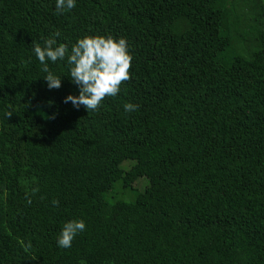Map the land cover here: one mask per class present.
I'll use <instances>...</instances> for the list:
<instances>
[{
    "label": "trees",
    "instance_id": "16d2710c",
    "mask_svg": "<svg viewBox=\"0 0 264 264\" xmlns=\"http://www.w3.org/2000/svg\"><path fill=\"white\" fill-rule=\"evenodd\" d=\"M56 2L0 0V264H264V0ZM85 36L133 57L89 112L34 53Z\"/></svg>",
    "mask_w": 264,
    "mask_h": 264
},
{
    "label": "clouds",
    "instance_id": "9594fccd",
    "mask_svg": "<svg viewBox=\"0 0 264 264\" xmlns=\"http://www.w3.org/2000/svg\"><path fill=\"white\" fill-rule=\"evenodd\" d=\"M76 6L75 0H57L56 9L62 13ZM57 32L54 36H59ZM34 53L43 65L42 71L47 73L44 77L49 89L61 87V77L53 74L48 66V61L55 63L58 59L64 60L71 65L70 79L79 87V95H68L64 102L69 101L79 109L83 105L87 112L98 109L105 97H114L120 91L122 82L130 79L132 55L128 51L125 38L114 39L112 36H85L79 39L69 49L66 44L57 45L55 38L50 37L44 41V45L34 44ZM136 105L125 104L126 112L136 110ZM10 118L11 111L6 113ZM31 203V200H28ZM53 203L58 204V201ZM86 224L83 220H71L66 222L58 238V246L70 248L73 239L85 230ZM30 246V245H29Z\"/></svg>",
    "mask_w": 264,
    "mask_h": 264
},
{
    "label": "rangeland",
    "instance_id": "374dc122",
    "mask_svg": "<svg viewBox=\"0 0 264 264\" xmlns=\"http://www.w3.org/2000/svg\"><path fill=\"white\" fill-rule=\"evenodd\" d=\"M138 181H142L144 183V185H145V181L144 180H138ZM144 185H143V187H144ZM143 187L139 188L138 185L131 186L132 192L127 191L128 192L127 194H124V195L119 194L117 196V198H118V200H121V201H124V202H128L133 196V191L139 193V192L142 191Z\"/></svg>",
    "mask_w": 264,
    "mask_h": 264
}]
</instances>
